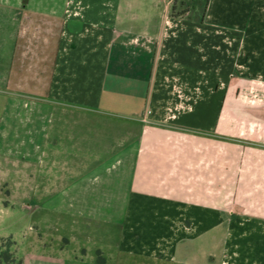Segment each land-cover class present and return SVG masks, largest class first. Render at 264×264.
<instances>
[{"label":"crops","instance_id":"obj_1","mask_svg":"<svg viewBox=\"0 0 264 264\" xmlns=\"http://www.w3.org/2000/svg\"><path fill=\"white\" fill-rule=\"evenodd\" d=\"M188 1L0 0V183L75 241L264 264V0Z\"/></svg>","mask_w":264,"mask_h":264},{"label":"rangeland","instance_id":"obj_2","mask_svg":"<svg viewBox=\"0 0 264 264\" xmlns=\"http://www.w3.org/2000/svg\"><path fill=\"white\" fill-rule=\"evenodd\" d=\"M191 5L188 0H178L173 13L182 15L191 9ZM163 8L160 3L158 14ZM239 58V55L233 54V61L238 63L233 69L235 78L241 76L244 69ZM31 186L30 183L24 191L14 181L0 183L1 261L8 264H96L95 261L98 264H181L133 256L113 243L75 241L70 236L73 225L65 219L71 218V215H66L68 205L64 204V199L38 198L34 196ZM97 198L94 200L99 204L104 203L106 209L117 200ZM103 234L108 242L113 233ZM194 250L200 254L209 252L208 246L195 248L192 244H186L187 254H192ZM103 259L105 263H102Z\"/></svg>","mask_w":264,"mask_h":264},{"label":"built area","instance_id":"obj_3","mask_svg":"<svg viewBox=\"0 0 264 264\" xmlns=\"http://www.w3.org/2000/svg\"><path fill=\"white\" fill-rule=\"evenodd\" d=\"M177 1L178 0H164V4L168 9L173 10Z\"/></svg>","mask_w":264,"mask_h":264}]
</instances>
